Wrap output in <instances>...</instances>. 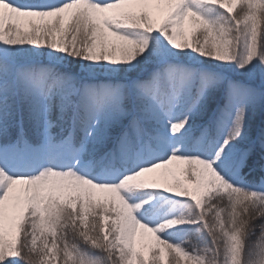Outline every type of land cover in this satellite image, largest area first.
Instances as JSON below:
<instances>
[{"label": "snow or ice", "instance_id": "6c2138e0", "mask_svg": "<svg viewBox=\"0 0 264 264\" xmlns=\"http://www.w3.org/2000/svg\"><path fill=\"white\" fill-rule=\"evenodd\" d=\"M0 264H264V0H0Z\"/></svg>", "mask_w": 264, "mask_h": 264}, {"label": "trees", "instance_id": "16d2710c", "mask_svg": "<svg viewBox=\"0 0 264 264\" xmlns=\"http://www.w3.org/2000/svg\"><path fill=\"white\" fill-rule=\"evenodd\" d=\"M257 235H258V233H257ZM253 239H255V237Z\"/></svg>", "mask_w": 264, "mask_h": 264}, {"label": "rangeland", "instance_id": "374dc122", "mask_svg": "<svg viewBox=\"0 0 264 264\" xmlns=\"http://www.w3.org/2000/svg\"><path fill=\"white\" fill-rule=\"evenodd\" d=\"M186 30H187V27H186Z\"/></svg>", "mask_w": 264, "mask_h": 264}]
</instances>
